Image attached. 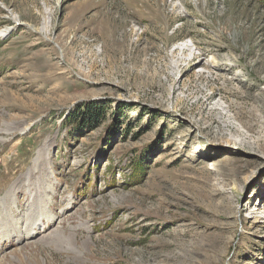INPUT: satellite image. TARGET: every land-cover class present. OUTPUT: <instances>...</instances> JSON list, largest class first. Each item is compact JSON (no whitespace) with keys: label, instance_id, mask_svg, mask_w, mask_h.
<instances>
[{"label":"rangeland","instance_id":"rangeland-1","mask_svg":"<svg viewBox=\"0 0 264 264\" xmlns=\"http://www.w3.org/2000/svg\"><path fill=\"white\" fill-rule=\"evenodd\" d=\"M5 27L0 264H264V0H0Z\"/></svg>","mask_w":264,"mask_h":264},{"label":"trees","instance_id":"trees-1","mask_svg":"<svg viewBox=\"0 0 264 264\" xmlns=\"http://www.w3.org/2000/svg\"><path fill=\"white\" fill-rule=\"evenodd\" d=\"M81 107V106H80ZM105 114V107L100 105L98 101H91L84 104V107L75 109L70 116V119L66 121V118H63V124L68 122L72 124L71 129L73 128H82L88 127L90 129L95 128L100 124L101 118Z\"/></svg>","mask_w":264,"mask_h":264},{"label":"bare ground","instance_id":"bare-ground-1","mask_svg":"<svg viewBox=\"0 0 264 264\" xmlns=\"http://www.w3.org/2000/svg\"><path fill=\"white\" fill-rule=\"evenodd\" d=\"M8 28L9 27H5V28H2L1 30H0V36H3V35H5V34H7L8 32H7V30H8ZM39 31V30H38ZM43 31V30H42ZM180 49L183 51V53L184 52H186L187 51V49L186 48H180V47H177L175 50H174V52H180ZM197 58H200L199 56H196ZM183 60H185V59H179V62H178V65H177V67H181L182 66V64L180 63L181 61H183ZM203 62V60L202 59H200V63H202ZM210 65H206V67L207 68H209V70H210V72H213V70L212 69H210V67H209ZM222 79V78H221ZM215 94H216V92H214L212 95H204V104L206 105V104H208L209 102H211V99L215 96ZM228 102V101H227ZM223 103V102H222ZM212 104V103H211ZM221 106V105H220ZM219 107L217 106V105H215V109H218ZM229 108H231V106L229 107ZM259 127V126H258ZM224 128H227V129H229V130H235V132L237 133L238 132V130H236V127L233 125V124H229V123H226L225 125H224ZM249 130V129H248ZM251 132V131H250ZM254 136V135H253ZM240 137H241V140H242V142H241V145H243L244 147H247V148H249L250 150H254L256 147H257V145L259 144V141H254V142H252V140H251V137H249V136H243V135H241L240 134ZM260 138V137H259ZM38 203V202H37ZM29 217V216H28ZM36 218V217H35ZM48 218V217H47ZM11 219V218H10ZM32 219V218H31ZM41 219V218H40ZM31 221V220H30ZM2 223V222H1ZM7 232V231H6Z\"/></svg>","mask_w":264,"mask_h":264}]
</instances>
